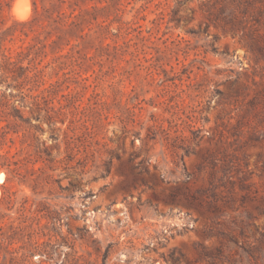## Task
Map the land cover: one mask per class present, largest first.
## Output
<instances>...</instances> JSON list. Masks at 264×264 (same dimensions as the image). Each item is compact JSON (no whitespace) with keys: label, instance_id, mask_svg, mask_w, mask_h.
I'll use <instances>...</instances> for the list:
<instances>
[{"label":"rangeland","instance_id":"1","mask_svg":"<svg viewBox=\"0 0 264 264\" xmlns=\"http://www.w3.org/2000/svg\"><path fill=\"white\" fill-rule=\"evenodd\" d=\"M8 1L0 264H264V0Z\"/></svg>","mask_w":264,"mask_h":264},{"label":"trees","instance_id":"2","mask_svg":"<svg viewBox=\"0 0 264 264\" xmlns=\"http://www.w3.org/2000/svg\"><path fill=\"white\" fill-rule=\"evenodd\" d=\"M84 0H56V1H52V5L50 9H46V14L43 18H46V20H48L50 22V26H52V30L49 31L50 33H52L54 30L60 32L58 34L59 38H65L68 36H74L79 30H83L82 29V18H83V8L81 7V2H83ZM33 3L35 5V8H37V0H33ZM10 5V2L8 0H0V15L2 14V11L5 9V6ZM67 6L70 10H63L62 11V7L63 6ZM54 12L57 13L56 17H53ZM38 18L34 17L29 21H25V22H17V23H21L23 25H31V23H33L34 21H36ZM5 21L4 20H0V54L3 56V58L5 59V63L4 64H0V65H18V61H14L12 60V51L10 47L7 46V42L9 41H13L14 40V36H15V32H16V23L12 24V25H5ZM30 30H32V26L29 27ZM24 33L26 35H28V30H25ZM58 43L57 40L53 41L52 44V49H55ZM41 63V61L39 62ZM11 88L10 92L7 93V89ZM12 87L13 85H6V89L2 90L1 92V96L2 97H8V95L11 96L10 99L12 98H16L18 95L14 94L12 92ZM24 97V95L22 96ZM14 111H18V108L16 106H13ZM31 109L33 110V114L36 113L35 109L31 107ZM33 116L32 115L30 118V120H32ZM40 119V117H38ZM51 122H54V120H51ZM4 129V126H3ZM5 131V130H4ZM7 132V131H6ZM4 134V133H3Z\"/></svg>","mask_w":264,"mask_h":264},{"label":"bare ground","instance_id":"3","mask_svg":"<svg viewBox=\"0 0 264 264\" xmlns=\"http://www.w3.org/2000/svg\"><path fill=\"white\" fill-rule=\"evenodd\" d=\"M23 1V0H22ZM26 1V3L28 2L27 0H25ZM25 3V4H26ZM29 3V2H28ZM22 4H23V2H22ZM27 5V4H26ZM28 5H30V3L28 4ZM25 6V5H24ZM21 7V6H20ZM19 5H18V0H16L15 2H14V7H13V10L18 14V16L19 17H21V18H25L26 17V14L27 13H23V12H21L22 10H20L19 8ZM27 7V6H26ZM29 9V8H28ZM31 10V9H30ZM24 11V10H23ZM28 15V14H27ZM4 177H5V175H4V173H1V175H0V180L2 181L3 179H4Z\"/></svg>","mask_w":264,"mask_h":264}]
</instances>
